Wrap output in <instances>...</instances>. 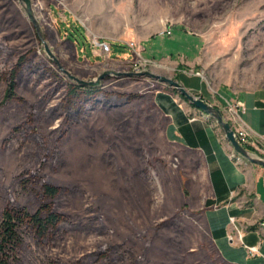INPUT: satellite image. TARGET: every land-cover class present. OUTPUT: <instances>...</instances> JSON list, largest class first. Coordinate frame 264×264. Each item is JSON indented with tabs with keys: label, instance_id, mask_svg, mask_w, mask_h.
<instances>
[{
	"label": "rangeland",
	"instance_id": "obj_1",
	"mask_svg": "<svg viewBox=\"0 0 264 264\" xmlns=\"http://www.w3.org/2000/svg\"><path fill=\"white\" fill-rule=\"evenodd\" d=\"M29 1L51 56L25 5L0 0V220L7 207L38 210L39 186L20 184L30 178L66 190L55 209L67 225L45 239L24 228L11 264H232L238 253L212 239L213 218L225 215L203 209L196 147L182 126L167 125L156 95L170 94L185 110L189 102L145 76H109L95 88L135 97L68 119L60 102L75 83L60 68L83 81L148 71L185 90H200L202 79L201 94L186 91L211 101L234 130L230 106L244 92L264 91V0ZM165 26L171 35H159ZM107 39L111 52L94 48ZM21 59V101L4 103ZM247 148L264 159L263 147Z\"/></svg>",
	"mask_w": 264,
	"mask_h": 264
},
{
	"label": "crops",
	"instance_id": "obj_2",
	"mask_svg": "<svg viewBox=\"0 0 264 264\" xmlns=\"http://www.w3.org/2000/svg\"><path fill=\"white\" fill-rule=\"evenodd\" d=\"M201 82L200 90L190 87L186 90L201 94L202 79ZM156 99L164 117L169 119L167 125L182 126L186 143L196 147L194 152L202 164L206 190L203 209L225 215L218 224L213 218L212 239L235 251L233 254L238 253L239 257L229 258L232 264H264V235L258 227L259 222H264V169L246 161L235 164L230 159L232 149L224 135L200 111L195 112L190 106L185 110L167 93L157 94ZM233 107L237 117L233 126L239 125L248 132L249 148H264V91L242 93ZM245 247H256L257 252L249 254Z\"/></svg>",
	"mask_w": 264,
	"mask_h": 264
},
{
	"label": "trees",
	"instance_id": "obj_3",
	"mask_svg": "<svg viewBox=\"0 0 264 264\" xmlns=\"http://www.w3.org/2000/svg\"><path fill=\"white\" fill-rule=\"evenodd\" d=\"M22 62L23 59L19 60L11 72V81L7 85L3 97L4 103L12 100L21 101V98L15 93L14 77L21 70ZM134 97L132 94L69 84L64 100L60 102V107L63 109L66 118L77 120L87 114L94 103L117 106L128 103ZM190 107L195 109L192 105ZM247 150L250 149L247 148ZM30 182L39 186L35 193L40 200L39 208L33 214L26 208L7 207L4 209L0 220V264H11L16 260L17 250L23 243L22 230L24 228H31L37 237L45 239L47 235H53L62 226L67 225L66 218L55 209V199L66 190L44 181H38L37 184L35 179L32 181L30 178L21 180V187L26 190ZM112 252L115 253L111 248L106 253L97 254L95 261H101L107 255H112Z\"/></svg>",
	"mask_w": 264,
	"mask_h": 264
},
{
	"label": "water",
	"instance_id": "obj_4",
	"mask_svg": "<svg viewBox=\"0 0 264 264\" xmlns=\"http://www.w3.org/2000/svg\"><path fill=\"white\" fill-rule=\"evenodd\" d=\"M19 3L25 5V12L34 25L36 32L44 44L45 51L48 56H51V52H49L47 46L43 42V39L41 37L40 27L34 16L32 15L31 11V5L29 0H17ZM60 71L65 74L71 81L75 83V85L80 87H88V88H95L97 86L101 85V81L104 80L106 77L114 76V77H141L145 76L151 80L157 81L161 84L167 85L168 87H171L175 90H177L181 96H183L190 105H192L195 109L200 111L202 114H204L206 117L211 118L215 121L217 126L221 129L225 140L230 145L232 151L238 155L241 159H243L246 162H249L251 164H255L257 166H260L264 169V159L252 154L247 149L243 148L241 145L238 144L234 137V131L231 128V125L226 121L223 113L221 110L217 109L216 107L210 105L209 103L205 102L204 100L194 97L190 95L181 84L178 82L169 79L164 76L156 75L148 71H143L140 73H116V72H104L103 74L97 76L94 80L89 81H83L80 80L74 76H71L68 72L60 68Z\"/></svg>",
	"mask_w": 264,
	"mask_h": 264
},
{
	"label": "built area",
	"instance_id": "obj_5",
	"mask_svg": "<svg viewBox=\"0 0 264 264\" xmlns=\"http://www.w3.org/2000/svg\"><path fill=\"white\" fill-rule=\"evenodd\" d=\"M159 35H163V36H169L171 35V29L169 26H165L164 29L160 32ZM94 48L98 49L100 52L102 53H109L110 52V45L107 44L106 42L103 41H95L93 43ZM129 47L133 50V52L135 51V46L134 44H130ZM230 109L233 110L234 107L230 106ZM193 121V120H192ZM234 131V137L236 139V141L238 142L239 145H241L243 148L246 149V147L248 146V132L241 126H237L236 129L233 130ZM263 153H264V149H263ZM230 159L235 163V164H240L242 163L244 160L241 159L238 155H236L233 151H231L230 153ZM231 221H233V219H231ZM258 227L260 232L264 235V222H259L258 223ZM241 238L239 237V240ZM228 240L232 241V237L228 236ZM245 250L249 253V254H255L257 252V248L256 247H245Z\"/></svg>",
	"mask_w": 264,
	"mask_h": 264
}]
</instances>
